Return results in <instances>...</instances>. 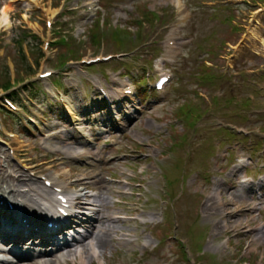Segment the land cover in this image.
I'll list each match as a JSON object with an SVG mask.
<instances>
[{"label":"rangeland","instance_id":"rangeland-1","mask_svg":"<svg viewBox=\"0 0 264 264\" xmlns=\"http://www.w3.org/2000/svg\"><path fill=\"white\" fill-rule=\"evenodd\" d=\"M82 1L37 0L31 4L26 0H0V10L5 5L10 6L9 25H0V73L6 65L11 69L15 67L17 78L22 77L21 81L33 84L36 90H40L36 85L37 64L41 61L38 51L48 33L42 13L36 12L34 3L52 12L63 10L56 20L50 43L65 36L75 57L128 54L121 63L110 62L99 69L89 68V76L84 74L77 88L68 80L59 79L70 90L67 98L77 106L79 119H83V106L89 101V81L95 74L92 72L103 73L106 89L107 86L114 87L112 83H120L117 70L134 79H138L136 76L142 78L146 70L153 75L155 59L163 56L165 51L164 39L168 34L164 26L172 21L166 15L174 14L171 5L174 0H100L101 6L106 8L105 18L110 21V26L99 27L95 32L104 37L102 45L93 48L86 38L90 24L80 29L82 12H78L79 8L73 10ZM261 1L183 0L189 20L181 28L180 56L171 67L174 81L165 94L162 97L148 95L144 87H140L133 117L125 122L127 128L119 139L115 140V134H110L103 111L95 115L98 122L93 127L89 125L91 130L94 129V136L98 134L104 140H115V146L108 151L101 149L99 144L93 148L84 147L71 126L76 120L63 116L56 121L57 116L52 114L58 112L57 105L47 109L49 104L43 103L41 97L37 101L44 104L42 109L48 120L43 130L49 132L51 128L57 133L48 142L22 125L13 126L15 122H21L19 116L0 117V139L6 140L0 143L1 168L5 163L16 165L14 159L20 157L29 165L41 168V172H35L56 177L73 193L80 192L73 188L87 187L100 205L101 213L96 217L103 215L109 219L105 223L109 229L104 236L105 247L97 249L95 258H91L89 251L85 252L82 256L84 264H187L180 244L181 240H187L185 238H188L186 246L190 250H199V243L203 246L206 255L201 259L202 264H264V190L260 200L263 209L257 216V212L250 210L255 199L251 193L239 189L242 176L233 173L234 153L227 152L226 161L231 164L219 156L235 143L246 147L251 138H255L249 151L252 154L249 169L253 170L256 156L264 149V138L254 131L264 130V79L251 77L250 81L247 76L250 70L264 69V6ZM202 3L206 6L202 7ZM219 5L232 6L220 8ZM139 8L149 9L160 18L154 26L138 24L142 32L140 39L113 29L115 26L111 22L118 21L116 26L119 28L135 32L136 25L132 26L131 22L138 19L136 10ZM127 9L134 11L130 15ZM139 17L147 23L157 21L155 15L141 13ZM22 31L29 32L22 51L25 59L19 56L14 43ZM119 39L124 40V46L116 51L113 42L117 43ZM240 39L243 44L235 48ZM56 49L62 56L74 60L69 49L60 44L51 47V56L55 55ZM28 61L33 65L30 70ZM56 62L57 58L51 65ZM231 64L233 77L228 75L226 68ZM23 70H28L31 75L27 77ZM74 74L78 80L79 73ZM114 77L117 82H113ZM254 81L260 83V88ZM83 97H86L84 102ZM228 128H241L250 134V138L237 136ZM101 130L103 132L98 133ZM7 132L18 134V138L7 140ZM31 144L34 149L29 151ZM9 145L14 155L6 152ZM99 157L102 162L97 160ZM255 174L257 172H253ZM163 182L165 193L167 190L174 193L173 201L160 191ZM215 189L222 195L229 217H222L214 206H209L213 200H207V197ZM131 192L129 201H124V193ZM162 197L168 200L165 209L159 199ZM94 198L85 202L93 203ZM176 198H179L178 202ZM205 208H209L207 213ZM163 211L162 224L149 221L147 225L143 224L142 218L151 213H156L155 222L160 221ZM224 220L228 222L227 228H223ZM205 238L209 240L205 241ZM89 241L85 240L84 245ZM246 243L250 244L249 250L244 249ZM77 247L71 250L75 251ZM67 251L62 249L51 257L16 264H81L80 259L72 255L74 251ZM191 256L198 260L196 252Z\"/></svg>","mask_w":264,"mask_h":264},{"label":"bare ground","instance_id":"bare-ground-1","mask_svg":"<svg viewBox=\"0 0 264 264\" xmlns=\"http://www.w3.org/2000/svg\"><path fill=\"white\" fill-rule=\"evenodd\" d=\"M9 12H10V6H3L0 10V25L7 27L9 25ZM70 154V153H69ZM19 174V175H18ZM54 180V179H51ZM98 181H96L97 183ZM5 183L7 184L8 188L7 190L2 189L0 187V196L8 197L14 201H16L19 205H23L27 208H31L32 206L39 205L43 200H47V198H42L41 192L37 186H34V182L32 180H26L23 174L18 172L17 170H14L12 174H5L0 173V184ZM54 185L58 188H64V185L54 182ZM21 187H27L29 189L27 192H20L18 189ZM217 189L220 187L217 185ZM86 194H80L75 201H77V205L81 206L85 209L86 213L89 214L88 217H83V220H81L82 226L84 225V228L86 229L85 235L83 239L76 244L79 245L80 251L75 250L72 255H77L80 259V263L84 264V261L82 259V256L85 252L89 251L91 258L96 257V250L100 247H105L106 245V238L104 236H107L108 228L105 227V223L109 221L108 218L104 217L103 215L101 217H96L101 212L99 210V206L97 204V198H94V196H90L91 198H94L92 201L93 203H83L82 200H84ZM213 198H215L216 201V208L221 210L223 207L222 202L219 199L218 190H215L213 193ZM52 206V205H51ZM87 207V208H85ZM27 221L29 224H31V218L27 216ZM12 223L7 220H1L0 217V234L3 235H9L10 233V225ZM18 226L14 227V230H17ZM97 231V232H95ZM90 240L88 244L84 245L85 240ZM68 248V253H71V247L70 245L64 247ZM4 252L1 251L0 246V256L3 255ZM5 255L7 253H4ZM49 257V254H42L40 255V258H46ZM0 264H12L11 262L7 261L6 259L0 258ZM42 264H49L48 262H42Z\"/></svg>","mask_w":264,"mask_h":264},{"label":"trees","instance_id":"trees-1","mask_svg":"<svg viewBox=\"0 0 264 264\" xmlns=\"http://www.w3.org/2000/svg\"><path fill=\"white\" fill-rule=\"evenodd\" d=\"M25 37H26V34L23 33L21 36H18V38L15 40V43L17 44V46H18V50H19V51H21L20 46H21V44L24 42ZM92 41H93L94 44H97V41H96L95 39H93V37H92ZM27 68H28V67H27ZM28 69H29V68H28ZM29 70H30V69H29ZM27 71H28V70H27ZM5 73H6V72H5ZM2 86H3L4 88H7V87L9 86V81H8V79H6V80L4 81V83L2 84Z\"/></svg>","mask_w":264,"mask_h":264}]
</instances>
